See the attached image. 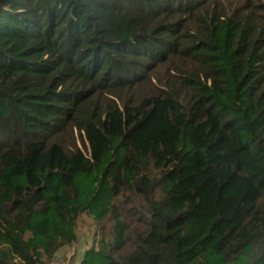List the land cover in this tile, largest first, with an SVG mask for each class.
<instances>
[{"label":"trees","instance_id":"1","mask_svg":"<svg viewBox=\"0 0 264 264\" xmlns=\"http://www.w3.org/2000/svg\"><path fill=\"white\" fill-rule=\"evenodd\" d=\"M83 215L79 264H264V0H0V264Z\"/></svg>","mask_w":264,"mask_h":264},{"label":"rangeland","instance_id":"2","mask_svg":"<svg viewBox=\"0 0 264 264\" xmlns=\"http://www.w3.org/2000/svg\"><path fill=\"white\" fill-rule=\"evenodd\" d=\"M79 155L73 160L72 173L75 179H81L96 163L106 157L105 138L98 132H85L78 136ZM78 239L69 247L60 249L50 264H79L83 252L89 248L94 226L90 216L83 215L77 227Z\"/></svg>","mask_w":264,"mask_h":264}]
</instances>
